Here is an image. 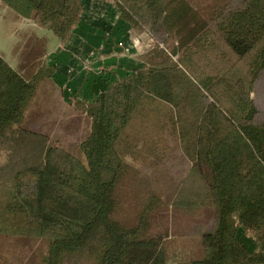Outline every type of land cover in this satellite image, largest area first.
Segmentation results:
<instances>
[{
    "label": "trees",
    "instance_id": "1",
    "mask_svg": "<svg viewBox=\"0 0 264 264\" xmlns=\"http://www.w3.org/2000/svg\"><path fill=\"white\" fill-rule=\"evenodd\" d=\"M1 1L60 41L76 32L90 45L106 32L127 41L132 31L157 46L145 62L97 76V97L78 100L91 119L83 158L23 124L49 68L25 77L0 54V235L46 241L41 264H168L149 233L167 202L193 216L214 211L211 225L193 230L202 255L171 264H264V107L251 96L264 93V0ZM92 10L109 17L92 19ZM174 38L171 53L159 46ZM168 128L181 173L126 159L123 141L157 146Z\"/></svg>",
    "mask_w": 264,
    "mask_h": 264
},
{
    "label": "rangeland",
    "instance_id": "2",
    "mask_svg": "<svg viewBox=\"0 0 264 264\" xmlns=\"http://www.w3.org/2000/svg\"><path fill=\"white\" fill-rule=\"evenodd\" d=\"M92 11V13L98 15L96 10ZM80 12L82 13L81 10ZM80 12L78 14L81 15ZM102 14L104 15V13ZM142 33L144 34L145 49L143 52L134 55V63H137V61L145 62L146 52L156 45L150 33ZM54 37V34L43 25H40L39 22L32 18L18 16L0 1V54L25 77H31L40 70L41 66L46 67L45 64L49 56L52 52L56 53L58 50L57 46V48H54L56 45ZM157 38L161 40V35H158ZM67 40L68 42L59 40L60 45L67 51L62 52V57L58 59L59 63H57L65 66L73 65L69 55L71 51L76 53L85 51L87 46L90 45L88 40L82 36L79 37L78 32H76V36H70ZM174 41L175 38L169 40L167 44L159 42V46L168 49L171 53L174 50V45L172 46ZM215 46H223V43L218 41ZM215 46L206 51L209 54L213 53ZM144 52L145 56H143ZM179 52L180 55L179 53L173 55L177 62L179 57L183 56V52ZM112 56L114 57V55ZM217 59L221 60L220 54ZM249 60V58H246L243 61L245 66ZM55 77L59 78L58 75H55ZM94 80L92 78V85ZM52 83L54 82L50 75L46 76L40 83L37 93L26 111L23 124L26 127L36 128L48 133L52 145L63 147L74 155L83 158L79 145L91 128V119L81 109L82 105L78 102L79 99L70 97L72 96L71 93H60ZM92 85L90 88L88 84H84L82 86L84 93L81 94L90 98L92 96L90 94L98 87V85ZM251 96L255 98L261 108L264 107V93H251ZM72 98L75 100L72 101ZM161 139L157 146L144 143L148 141H132V144L128 145L129 140H125L120 147L124 151L126 159L138 167L142 166L143 163L154 164L155 166L165 163L173 165L174 163L176 165L174 173L177 171L181 173V168L186 161L180 153L173 132L168 128ZM213 216L214 211L211 207L205 208L198 215L193 216L175 211L166 202L153 214L151 218L152 227L149 233L163 240L168 264L200 257L202 255L200 237L196 236L193 230L198 225H205L206 227L211 225ZM240 239L246 246L255 249L253 236L249 232L244 229L240 230ZM45 250H47V242L42 239L34 240L29 237L0 235V264H41L39 252Z\"/></svg>",
    "mask_w": 264,
    "mask_h": 264
},
{
    "label": "built area",
    "instance_id": "3",
    "mask_svg": "<svg viewBox=\"0 0 264 264\" xmlns=\"http://www.w3.org/2000/svg\"><path fill=\"white\" fill-rule=\"evenodd\" d=\"M105 2L113 7V0H105ZM109 5L107 6L110 8ZM102 13H104V15ZM99 14L95 15L92 13V19L109 17L108 10H102ZM117 17H119L118 13L115 15V19H117ZM144 49L143 33L135 34L129 31L127 41L120 40L118 42H111L110 35L106 32L105 38L97 45H91L85 51L77 53L71 51L69 53L71 59H73V65H67L65 73L66 81L63 83L62 88L65 92L69 93L72 91L73 82L80 76L84 78H86V76H93L95 79L97 76L112 69L121 68L120 65L124 63V61H127L129 64H134V55L143 52ZM64 51H67V49L60 45L56 51V55ZM112 55H114V57ZM110 59H114V62H109Z\"/></svg>",
    "mask_w": 264,
    "mask_h": 264
},
{
    "label": "crops",
    "instance_id": "4",
    "mask_svg": "<svg viewBox=\"0 0 264 264\" xmlns=\"http://www.w3.org/2000/svg\"><path fill=\"white\" fill-rule=\"evenodd\" d=\"M54 40H55V43H56V45L54 46V48L56 46L59 47L60 46V41L56 37H54ZM98 42H100V41H98ZM89 46H91V45H89ZM89 46H87V48H89ZM56 54L57 53L52 52V54L47 59L45 66H46V68H49V70H50V76H51L52 81L54 82L52 84L57 88V90L60 91V93H64L65 94L67 92H65L63 90V88H62L63 86L62 85L66 81L65 73H66L67 66H65L63 64H61V65L60 64H57V63H59L58 62V59H60L62 57V55H61L62 53L61 54H58V55H56ZM71 62L73 63V61H71ZM109 62L113 63L114 62V59H110ZM55 75H58L59 78H56ZM92 78L94 79L93 76H90L87 79L84 78V77H82V76L76 78L75 81L72 84V91L69 92V93L72 94V96H70V97H74V98H77L79 100L83 99V100H87V101H91L95 97H97V87L94 89V92L92 94H90V95H92V96H90V98H88L87 96L81 94V93H84L83 92V88H82V86L84 84H88L90 86V88H91ZM95 85H97V84H96V82L94 80L92 86H95ZM70 97H68V98H70ZM74 100L72 98V101H74Z\"/></svg>",
    "mask_w": 264,
    "mask_h": 264
}]
</instances>
